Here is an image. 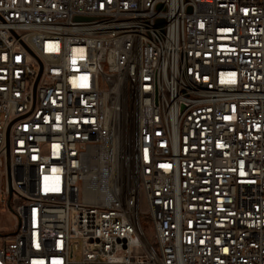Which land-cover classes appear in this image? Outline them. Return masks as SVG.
<instances>
[{"label": "built area", "instance_id": "2783aa9c", "mask_svg": "<svg viewBox=\"0 0 264 264\" xmlns=\"http://www.w3.org/2000/svg\"><path fill=\"white\" fill-rule=\"evenodd\" d=\"M8 133L0 264H264V0H0Z\"/></svg>", "mask_w": 264, "mask_h": 264}, {"label": "rangeland", "instance_id": "374dc122", "mask_svg": "<svg viewBox=\"0 0 264 264\" xmlns=\"http://www.w3.org/2000/svg\"><path fill=\"white\" fill-rule=\"evenodd\" d=\"M6 185V176L2 168H0V235L2 237L8 238L11 236V233L16 231L18 220L14 215V201L18 202L14 199V193L12 198L10 199L9 195L5 191ZM143 225L146 229L147 234L152 238L153 236V226L151 225V220L149 218H143ZM0 240V245H1ZM75 256L77 259L81 258V250L79 247L75 250ZM83 264H117V263H102V262H88Z\"/></svg>", "mask_w": 264, "mask_h": 264}, {"label": "water", "instance_id": "95a60500", "mask_svg": "<svg viewBox=\"0 0 264 264\" xmlns=\"http://www.w3.org/2000/svg\"><path fill=\"white\" fill-rule=\"evenodd\" d=\"M161 7V5H160ZM164 23V20L163 19H158L157 21V24L158 25H162ZM7 182H8V189H9V197L10 199L12 198L13 196V193H14V187H13V180H18L19 176L17 175H14L13 174V171H12V168H11V156H10V153H9V133L7 135ZM15 232L11 233V235H14Z\"/></svg>", "mask_w": 264, "mask_h": 264}, {"label": "bare ground", "instance_id": "6f19581e", "mask_svg": "<svg viewBox=\"0 0 264 264\" xmlns=\"http://www.w3.org/2000/svg\"><path fill=\"white\" fill-rule=\"evenodd\" d=\"M92 185V184H91ZM89 186L87 187V195L90 196L92 199H99L102 198V195H104V187L103 183L102 185H98L97 187L93 185V188Z\"/></svg>", "mask_w": 264, "mask_h": 264}]
</instances>
